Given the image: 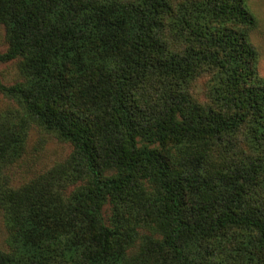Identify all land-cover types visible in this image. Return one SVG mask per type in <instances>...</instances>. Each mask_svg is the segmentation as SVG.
<instances>
[{
  "label": "trees",
  "instance_id": "trees-1",
  "mask_svg": "<svg viewBox=\"0 0 264 264\" xmlns=\"http://www.w3.org/2000/svg\"><path fill=\"white\" fill-rule=\"evenodd\" d=\"M0 28V264H264L245 0H0ZM31 127L72 151L13 185Z\"/></svg>",
  "mask_w": 264,
  "mask_h": 264
},
{
  "label": "rangeland",
  "instance_id": "rangeland-1",
  "mask_svg": "<svg viewBox=\"0 0 264 264\" xmlns=\"http://www.w3.org/2000/svg\"><path fill=\"white\" fill-rule=\"evenodd\" d=\"M248 8L256 19V28L251 34V41L257 51V70L264 78V0H245ZM5 33L0 28V53L7 50ZM0 81L6 85H13L18 81L16 62L0 64ZM15 107V104L0 93V114ZM72 148L67 143H62L47 135L37 127H31L27 133L24 162L16 171L12 179L13 185L40 174L55 164L64 161L71 153ZM5 230L0 222V245H4Z\"/></svg>",
  "mask_w": 264,
  "mask_h": 264
}]
</instances>
